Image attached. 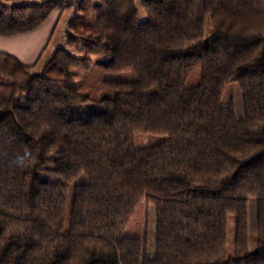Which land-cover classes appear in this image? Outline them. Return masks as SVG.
Segmentation results:
<instances>
[{"label": "trees", "instance_id": "obj_1", "mask_svg": "<svg viewBox=\"0 0 264 264\" xmlns=\"http://www.w3.org/2000/svg\"><path fill=\"white\" fill-rule=\"evenodd\" d=\"M93 1L106 12L93 22L77 16L67 40L80 57L57 49L34 75L36 65L0 53V77L11 84L0 110V264H264L263 1L207 0L205 39L191 1L143 0L138 23L134 0H0V38ZM107 74L119 79L103 81ZM230 84L241 94L242 120L233 101L223 104ZM105 89L103 113L72 118L73 106ZM46 166L60 184L40 180ZM81 177L87 184L72 187ZM144 204L156 212L152 259L142 240L125 236Z\"/></svg>", "mask_w": 264, "mask_h": 264}, {"label": "rangeland", "instance_id": "obj_2", "mask_svg": "<svg viewBox=\"0 0 264 264\" xmlns=\"http://www.w3.org/2000/svg\"><path fill=\"white\" fill-rule=\"evenodd\" d=\"M143 0H134L137 11H138V23H143L145 21V11L142 6ZM191 1L196 9V15L201 20L203 37L209 39L212 35V27L210 17L205 15L204 6L207 0H185ZM263 5H264V0ZM106 9H104L98 2L93 1L91 4H84L82 10L77 11L75 14L74 8L66 9L58 20V24L54 28L52 37L46 45L44 53L38 59L36 66L34 67L32 73L34 75H39L42 72L43 67L52 58L54 52L57 49H65L70 51L77 57H80V53H76L70 50L67 40L68 36L71 34V23L77 16H86L89 21L93 22L97 16L104 14ZM54 14V13H53ZM58 16V12L55 13ZM19 37V36H18ZM23 39H16V43H22ZM15 42V41H10ZM19 44L10 43L7 45H0V49L4 51H14L18 49ZM92 63L96 66H106L109 65V60L105 58H90ZM84 77L83 71H77L74 74V81L77 86H80L81 79ZM119 79V75L107 74L103 77V81L115 82ZM11 84L8 80L0 77V110L4 109L6 106V101L10 96ZM111 92L108 90H103L99 94L93 96V103L88 105L73 106L71 108V116L74 119L86 118L94 115H98L104 112V109L99 105L102 98L111 97ZM229 101H233L235 104L236 117L239 120L243 119V104L242 97L236 84H230L223 98V104H227ZM19 105L26 104L25 96L20 97L18 100ZM147 144L146 140H140L137 147L142 148ZM35 147L33 145L29 146L27 149V164L32 165L35 155ZM40 180L48 184H60L59 179L56 177L53 166H46L38 171ZM87 180L81 177L72 187L86 185ZM235 210H236V200L231 198L229 200V219H228V232H227V253L229 257L233 256L234 251V238H235ZM248 224H249V251L254 253L257 250V237H256V202L250 200L248 203ZM155 226H156V212L154 206L142 205L138 209L136 215L132 218L129 223L125 236L128 238L140 239L144 242L145 253L149 259L155 256Z\"/></svg>", "mask_w": 264, "mask_h": 264}, {"label": "crops", "instance_id": "obj_3", "mask_svg": "<svg viewBox=\"0 0 264 264\" xmlns=\"http://www.w3.org/2000/svg\"><path fill=\"white\" fill-rule=\"evenodd\" d=\"M60 19L59 13L58 16H55V13L50 16L46 23L40 27L38 30L21 36L11 37V38H0V45H7L10 43L19 44L18 49L14 51H4L0 49V53L8 54L16 58L24 66H34L36 65L40 56L44 53L49 39L52 37L54 28L58 24ZM23 42L16 43V39H23ZM15 41V42H10Z\"/></svg>", "mask_w": 264, "mask_h": 264}]
</instances>
